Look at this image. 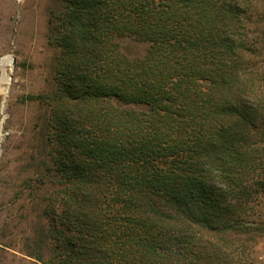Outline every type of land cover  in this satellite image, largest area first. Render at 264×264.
Masks as SVG:
<instances>
[{
    "label": "trees",
    "instance_id": "obj_1",
    "mask_svg": "<svg viewBox=\"0 0 264 264\" xmlns=\"http://www.w3.org/2000/svg\"><path fill=\"white\" fill-rule=\"evenodd\" d=\"M253 1L61 0L49 128L69 187L60 212L45 207L59 221L51 264H246L237 210L264 107ZM123 37L147 55L124 57Z\"/></svg>",
    "mask_w": 264,
    "mask_h": 264
},
{
    "label": "rangeland",
    "instance_id": "obj_2",
    "mask_svg": "<svg viewBox=\"0 0 264 264\" xmlns=\"http://www.w3.org/2000/svg\"><path fill=\"white\" fill-rule=\"evenodd\" d=\"M62 6L61 0H0V264H51L54 255L49 230L59 221L45 207L60 203V212L56 195L69 183L53 164L59 151L50 139L54 106L48 97L58 90L60 50L49 43L48 33L51 15ZM243 18L247 45L255 49L256 70L264 78V0L246 4ZM117 43L128 59L145 57L149 50L133 37ZM258 122L260 168L255 173L248 164L250 192L237 210L248 229L246 264H264V107ZM44 234L51 238L41 243Z\"/></svg>",
    "mask_w": 264,
    "mask_h": 264
}]
</instances>
